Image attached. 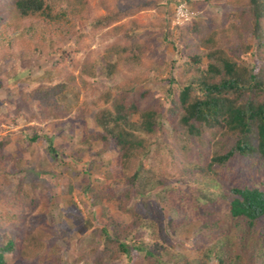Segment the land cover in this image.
<instances>
[{
    "label": "trees",
    "instance_id": "1",
    "mask_svg": "<svg viewBox=\"0 0 264 264\" xmlns=\"http://www.w3.org/2000/svg\"><path fill=\"white\" fill-rule=\"evenodd\" d=\"M209 1H223L226 7L222 21L218 24L212 21L211 24L208 19L182 28L180 41L184 43L182 50L187 60L178 65V71L167 81L179 86L177 90L173 87L169 91L170 108L174 113L180 112L176 128L180 129L179 141L187 154L200 148L209 133L218 134L217 149L206 158L203 147L196 159L198 163L186 165L182 162L178 176H171L170 166L162 165L166 158L162 154L157 159V150H154L155 144H159L156 137L164 131L159 120L163 105L144 84L158 77L160 65H150L144 77L122 84L116 80L119 67L134 70L142 63L148 34H136L135 29L139 27L136 23L106 47V54L101 58L87 56L76 61L74 68L78 74L64 73L61 81L54 85H40L30 92L22 90L21 96L36 100L40 109L43 108L40 118H63L68 112L64 111L58 95L78 88L79 84L86 87L91 78L99 75L114 81L112 87L101 91L93 100L97 109L94 121L98 129L86 132L83 138L101 140L103 150L100 153L113 150L114 165L120 169L125 181V187L119 192L111 189L106 193L98 191L93 203L96 205L101 197L116 200L124 212H131L130 205L135 203L133 224L125 225L115 216L108 215L99 230V243H102L107 257L105 264L122 257L127 258V264H211L213 258L217 260L216 264H255L258 259L264 260V0ZM13 2L19 14L42 18L45 26L56 30L58 36H71L92 9L89 0ZM139 3L123 7L118 2L110 7L104 2L107 12L91 21L92 29L87 33L156 5L153 0ZM194 3L198 5L203 0ZM206 22L208 24H203ZM227 22L238 39L233 45L228 42L226 31L221 30L219 36L215 34L218 30L214 27H222ZM250 36L256 41L254 46L248 42ZM82 37L80 35L78 39ZM195 38L206 40L209 47L206 53L193 49ZM252 48H255L252 53L259 62L251 66L239 51L248 53ZM59 54L62 57L67 51L61 48ZM110 54L112 60H109ZM204 55L206 64H203ZM163 63L166 70L168 62ZM18 66L16 63L9 72L12 79L17 75ZM170 67L171 70L176 67V62ZM88 99L83 108L88 106ZM41 137L36 132L31 141ZM44 138L45 149L56 159L53 139L49 135ZM11 143L9 137H0V168L3 171L6 164L16 160L6 149ZM168 148L174 150L173 146ZM191 166L196 167L194 172ZM246 167L249 172L253 167L258 169L261 175L259 184H250L247 178H241L239 171H246ZM157 187H161L163 200L170 204L177 216L165 215L160 198L154 203L155 212L150 202L143 199L149 190ZM137 200L142 201L145 210L136 204ZM18 202H23L25 209L32 208L37 198L30 190H25L16 198L8 199L9 214L4 217L3 226L17 220L18 215L11 214L10 207ZM225 209L226 217L219 218L217 215ZM104 212L103 216L106 215ZM196 220L201 222L193 245L202 250L198 259L172 253L162 243L148 244L142 240L141 233L147 228L170 243L168 228L175 232ZM15 249L16 241L5 232L0 238V264H11ZM46 259L51 260L50 256Z\"/></svg>",
    "mask_w": 264,
    "mask_h": 264
},
{
    "label": "rangeland",
    "instance_id": "2",
    "mask_svg": "<svg viewBox=\"0 0 264 264\" xmlns=\"http://www.w3.org/2000/svg\"><path fill=\"white\" fill-rule=\"evenodd\" d=\"M142 1L89 0L92 9L81 21L79 29L71 36H58L56 30L45 26L42 18L23 16L15 9L13 0H0V137L5 136L12 140L6 149L16 157V160L6 164L4 171L0 168V238L7 232L16 241L11 264H105L107 257L104 255L102 243H99L98 235L108 215L115 216L125 225L133 224L135 203L130 205L131 212L122 211L116 200L105 197L99 198L96 205L93 203L98 191L106 193L111 189L119 192L125 187V181L120 169L114 165L113 150L100 153L103 150L101 140L83 139L86 132L98 129L94 121L97 109L93 100L101 91L112 87L114 81L99 75L98 78H91L86 87L79 84L82 86L78 85V88L58 95L64 111L68 112L63 118H40V112L44 110L40 109L39 102L21 94L22 90L30 92L40 85H54L61 81L64 73L78 74L74 68L76 61H82L87 56L92 59L101 58L106 54L105 48L116 42L123 35V31L134 23L139 26L135 29L136 34H148V42H144L147 46L142 63L136 65L134 70L125 66L119 67L116 80L122 84L127 80L144 77L150 65H160L158 77L149 79L144 84V87L152 91V96L157 97L163 105L159 120L164 131L161 136L156 137L155 141L159 144L154 146L157 159L163 154L166 160L165 163L162 161V165L168 164L171 176H178L182 162L186 165L198 163L196 159L200 152L202 153L203 147L206 158L212 156L217 149L218 134L209 133L200 148L187 154L179 141L180 129L176 128L180 112L174 113L170 108L169 91L173 87L177 90L179 86L167 79L178 71V65L187 60L182 50L184 43L180 41L182 28L208 19L211 24L212 21L218 24L222 21L226 6L223 1L203 0V3L197 5L195 0H153L156 5L125 15L120 21L87 33L92 29L91 21L107 12L105 4L113 7L120 2L126 7L131 3L137 6L142 4L139 3ZM181 5L184 6L183 12H179ZM228 24L227 22L222 27H211L217 28L215 34L218 36L222 33L221 30L226 31L228 42L233 45L238 39ZM80 35L83 37L78 39ZM79 40L81 41L78 42ZM248 42L253 46L256 44L252 36L248 37ZM61 48L67 51V55L60 57ZM208 48L205 39L195 38L194 50L206 53ZM253 50L255 48L250 49L248 53L242 52L241 49L239 51L251 66L259 62L252 53ZM109 56V60H112V54ZM165 61L168 62L166 70L163 67ZM172 62H176L173 72L170 67ZM203 62H207L206 55ZM16 63L19 64L17 75L12 79L9 72ZM87 98L89 104L83 108ZM143 102L145 104L146 101ZM36 132L42 137L31 141ZM45 135L53 139L57 150L56 159L45 149ZM169 145L173 146L174 150H170ZM192 167L194 172L196 167ZM245 170L239 171L241 178H247L250 184H259L261 175L258 169L253 167L249 172L246 167ZM25 190L32 192L37 198V204L25 209L23 202H18L10 207L11 214L18 215L17 220L3 226L4 217L9 214L6 201L16 198ZM163 197L161 187H157L149 190L143 199L150 202L149 205L155 212L154 203L160 198L165 215L177 216V212ZM136 204L145 210L142 201L137 200ZM103 210L105 216L102 214ZM226 212L225 209L217 216L226 217ZM200 229V220L178 228L175 232L168 228L170 243L147 228L142 231L141 237L145 243H162L172 253L194 260L202 255V250L193 246ZM47 256H50L51 260H47ZM127 262V258L122 257L111 264ZM211 262L216 264L217 260L213 258ZM255 264H264V260L258 259Z\"/></svg>",
    "mask_w": 264,
    "mask_h": 264
},
{
    "label": "built area",
    "instance_id": "3",
    "mask_svg": "<svg viewBox=\"0 0 264 264\" xmlns=\"http://www.w3.org/2000/svg\"><path fill=\"white\" fill-rule=\"evenodd\" d=\"M183 7H184L183 5L180 6L179 12H183Z\"/></svg>",
    "mask_w": 264,
    "mask_h": 264
}]
</instances>
